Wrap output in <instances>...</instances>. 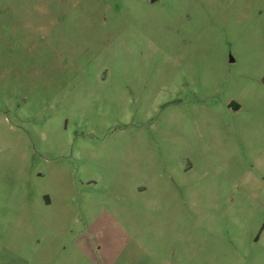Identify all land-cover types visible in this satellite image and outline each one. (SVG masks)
<instances>
[{
	"label": "rangeland",
	"instance_id": "374dc122",
	"mask_svg": "<svg viewBox=\"0 0 264 264\" xmlns=\"http://www.w3.org/2000/svg\"><path fill=\"white\" fill-rule=\"evenodd\" d=\"M0 264H264V0H0Z\"/></svg>",
	"mask_w": 264,
	"mask_h": 264
}]
</instances>
